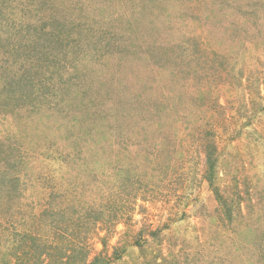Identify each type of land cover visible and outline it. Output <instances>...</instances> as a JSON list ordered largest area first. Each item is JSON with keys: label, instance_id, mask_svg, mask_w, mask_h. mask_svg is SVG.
I'll return each mask as SVG.
<instances>
[{"label": "rangeland", "instance_id": "1", "mask_svg": "<svg viewBox=\"0 0 264 264\" xmlns=\"http://www.w3.org/2000/svg\"><path fill=\"white\" fill-rule=\"evenodd\" d=\"M0 264H264V0H0Z\"/></svg>", "mask_w": 264, "mask_h": 264}]
</instances>
